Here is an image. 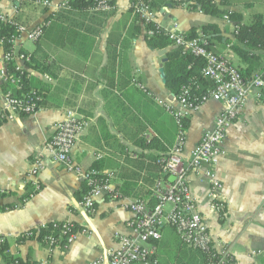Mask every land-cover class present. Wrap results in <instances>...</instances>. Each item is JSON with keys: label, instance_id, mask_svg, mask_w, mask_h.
I'll use <instances>...</instances> for the list:
<instances>
[{"label": "crops", "instance_id": "obj_1", "mask_svg": "<svg viewBox=\"0 0 264 264\" xmlns=\"http://www.w3.org/2000/svg\"><path fill=\"white\" fill-rule=\"evenodd\" d=\"M114 1L115 8L110 10L114 14L104 21L92 13L87 17L73 15L72 19L87 25V47L46 39L36 44L23 35L16 41L17 50L31 55L40 45L38 55L46 73L28 66L26 72L48 90L35 115L2 121L4 90L0 80V235L8 238L7 250L0 252V264H7L5 255L24 264H108L109 252L116 248L119 235H132V213L110 200H100L92 212L85 211L78 195L84 192L86 183L51 160L48 145L55 125L66 112H77L89 122L71 155L76 165L93 169L98 164L99 171L113 172L114 187L130 184V194L152 191L157 181H163L164 174L153 160L170 151L178 132L173 112L178 111L179 104L168 86L165 65L168 54L179 48L174 44L163 50L150 48L142 30L120 60L121 41L133 16L129 12L131 0ZM214 1L220 5L223 0ZM227 1L226 11L244 18L264 16V0ZM67 2L52 0L44 6L29 0H0V14L32 29L59 13ZM155 15L160 27L176 28L182 35L192 28L217 25L222 33L221 41L213 42L214 53L230 56L243 74L250 70L254 75L263 66L264 50L255 52L257 61L251 66L233 51L239 22L169 5ZM71 29L84 32L80 27ZM4 53L0 47V67ZM222 112V103L211 100L188 118L186 162ZM140 139L146 142L140 143ZM224 147L227 155L220 161L217 174L223 182L219 196L225 211L212 210L210 186L204 178L191 175V191L210 233L227 246L234 264H264V105L252 99L247 102L240 119L230 128ZM37 158L43 159L46 167L33 176L30 171ZM125 200H134V196ZM56 222L74 224L86 232H80L70 245L61 242L55 247L21 238L26 232ZM177 236L170 228L164 230V245L160 244L158 250L162 263H170ZM254 251L263 253L254 258Z\"/></svg>", "mask_w": 264, "mask_h": 264}, {"label": "built area", "instance_id": "obj_2", "mask_svg": "<svg viewBox=\"0 0 264 264\" xmlns=\"http://www.w3.org/2000/svg\"><path fill=\"white\" fill-rule=\"evenodd\" d=\"M49 3H44L48 6ZM109 4L101 3L99 10H111ZM15 9H17L15 7ZM140 17L145 21H156L155 13H151L146 6L140 11ZM10 19L6 15L0 14V23H7ZM225 20L230 22L226 16ZM45 23L40 24L29 30L19 27L20 35L25 40L36 43L43 36ZM159 29L170 36L173 44L184 53H189L197 58L204 60V67L201 74L214 84L213 90L208 96L201 100L189 99L187 90H184L180 97H177L179 109L173 112L178 132L169 157L162 159L159 163L162 172L169 178V182L160 181L157 185L156 196L158 202L151 208L144 200H120L115 193L113 172L106 173L104 179L100 173L94 169H84L76 165L71 158L79 137L87 129L89 122L79 116L77 112L68 111L61 121L55 125L54 135L48 145L51 154L50 158L56 164L63 165L69 172L79 176L88 187L87 195L80 206L87 212H92L96 203L100 200H110L115 204H122L130 213L134 220L131 222L132 235H119L116 248L109 252L108 264H156L153 256L156 252L155 242L162 238V229L165 226L172 227L179 235L181 241L189 247L199 249L203 252L215 250L218 252L219 244L215 242L210 233L209 226L197 208L196 200L191 191L189 178L191 175L204 178L209 182L210 192L208 194L211 208L216 212H222L225 205L220 199L222 183L217 174V167L220 161L227 155L224 147L230 128L238 122L244 106L249 100L257 104L264 105V63L259 72L251 77L243 74L239 65H236L230 56L218 55L212 52L209 38L201 34L194 39H187L184 35L177 32L176 28ZM152 34V33H150ZM14 41V47L16 41ZM3 41L0 47L3 48ZM30 62V57L15 51L5 52L0 67V80L5 85L4 110L1 114L2 121H11L17 117L35 115L39 109L35 92L22 97H16L14 90H21L24 76L27 75L26 64ZM14 63V73L8 70L9 64ZM220 102L223 105V112L216 119L214 126L205 132L200 142L192 149L190 158L186 162L184 151L187 143L186 128L183 120L190 118L197 112L203 104L208 101ZM159 104L163 105L161 101ZM46 163L43 159L37 158L32 166L31 175L36 176L44 170ZM174 178V181H170ZM48 225L31 230L21 235L22 239L40 235L42 229ZM54 231L58 235L44 237L47 245L55 247L61 242L67 245L72 244L78 234L74 224L56 222L52 224ZM64 240V241H63ZM7 242V237L0 235V245ZM262 251H254V258L260 256ZM219 262L209 264H231L226 260L230 259L226 252ZM12 264H18L13 262ZM41 264H50L48 262ZM99 264V262L95 263Z\"/></svg>", "mask_w": 264, "mask_h": 264}, {"label": "trees", "instance_id": "obj_3", "mask_svg": "<svg viewBox=\"0 0 264 264\" xmlns=\"http://www.w3.org/2000/svg\"><path fill=\"white\" fill-rule=\"evenodd\" d=\"M29 1L44 5V3H50L52 0ZM101 3L109 4L112 7L111 10L115 8L114 0H68L67 4L61 9L59 13L53 14V16L47 19L45 23L46 26L43 28V36L36 44H39L42 40L46 39L47 41L51 40V42L54 41L55 43L71 42L87 47V42H89L87 41V39H89L87 37V25L85 22H77L75 19H72V17L73 15L77 17H87V14L92 13L98 15L94 18L98 19V17H102L104 21L112 16L114 12H111L110 10H99ZM168 5L173 8H185L190 12H198L213 17L227 16L230 20L241 23V27H239L236 33L237 37L236 42L233 44V51L239 54L243 60L249 62L250 66L254 64V61H257L255 52L264 50V16L261 14H255L250 15L248 18H244L240 13L226 11L224 7L229 5L227 0H223L220 5H218L214 0H131V8L129 12L132 14L133 19L125 33L123 40L121 41L120 60L124 59L133 39L140 35L142 30H144L146 43L150 48L163 50L173 45V41L170 39V36L159 29L157 22L150 20L145 21L140 17V11L146 6L150 9L151 13L158 14ZM21 26L22 25L19 24L16 19H11L7 23H0V42L3 41L4 44L2 46L5 52L12 53L15 51L13 43L20 35L18 28ZM74 27H80L82 30H84V32H81L82 34H80L79 32L71 29ZM221 33L222 31L217 25H205L200 28H192L189 33L184 36L187 39L197 38L201 34L207 36L210 42L209 49L214 52L213 42L214 40L221 39ZM54 35L59 37L54 39L52 38ZM39 48L40 45L37 47L38 51ZM38 51L32 55L23 49H21L19 52L30 57V62L26 64V66L32 68L34 67L35 69L39 68L41 69V72L46 73V68H43L44 61L42 56L38 55ZM79 52L82 53L84 51L80 50ZM82 56L87 57L85 55ZM168 58L169 61L165 65L167 82L171 92L176 97H180L184 90L188 91L190 100H201L203 97L209 95V93L214 88V84L209 79L204 78L201 74L202 68L204 67L203 59L197 58L189 53H184L181 49L169 53ZM14 66V63L9 64L8 70L11 74L14 73ZM244 75L251 77L252 73L250 70H248V73L244 72ZM4 87L5 85H2L3 90ZM47 90L48 86L39 81L31 79L27 74L24 76L22 89L14 90L13 93L16 97H22L23 95H29L31 92H35L36 98L38 99L37 107L38 109H41L45 101V93H47ZM189 124V119L183 120V125L185 128L188 127ZM145 142L146 141L144 139H140V143ZM172 147L173 146H171L170 151L167 154L158 157L156 156L153 160L160 173L162 172V166L159 162L162 159L169 157ZM92 168L100 173L101 177H98L99 179L105 178L106 175L105 173L99 171L98 164H95ZM158 180H160V177H158ZM162 180L169 182V178L166 175L162 176ZM157 185L158 181L154 187V190L148 191L144 194H130L128 193V190L131 189L130 184L124 183L121 189L115 188V193L120 200H125L129 196H134V200H144L151 208H154L158 202V197L156 196ZM87 192L88 187L86 184L84 192L81 194V196L78 195V199L83 201L84 197L87 195ZM2 196L3 195L0 194V198ZM148 200L150 201L148 202ZM153 201H155L154 204ZM52 224L53 223L48 224L47 228L42 229L40 235L37 237L33 236L28 239H36L46 244L44 237L49 235H58V231L53 230ZM75 227L76 231H82V229L77 225H75ZM166 228H170L175 232V230L170 226H165L162 229L161 240L154 243L156 252L153 256V260L156 261V264H164L162 263L163 259L160 257L158 250L160 249V244L164 245L163 232ZM6 250L7 242L3 245H0L1 253H4ZM169 257V264H209L212 262H219L221 258H223V256L219 255L215 250L203 252L199 249L189 247L184 244L178 236L177 238H174V247L171 249ZM5 260L7 264H12L13 262L24 264L19 258H13L10 255H5ZM226 261L230 263L229 259Z\"/></svg>", "mask_w": 264, "mask_h": 264}, {"label": "rangeland", "instance_id": "obj_4", "mask_svg": "<svg viewBox=\"0 0 264 264\" xmlns=\"http://www.w3.org/2000/svg\"><path fill=\"white\" fill-rule=\"evenodd\" d=\"M264 9V8H263ZM257 10H260V7H256V11ZM2 15H4V14H2ZM11 20V19H10ZM21 27H24V26H21ZM29 29V28H28ZM29 30H33V28L32 29H29ZM21 36H18V38H20ZM3 85V84H2ZM5 91H6V88L4 87V93H5ZM40 110V109H39ZM86 119V118H85ZM87 120V119H86ZM220 181H221V183H222V188H223V182H222V180H221V178L219 179ZM220 197V196H219ZM198 208V207H197ZM199 211V210H198ZM225 211V210H224ZM223 211V212H224ZM201 214V213H200ZM177 234V233H176ZM178 235V234H177ZM179 236V235H178ZM214 238V237H213ZM8 239V238H7ZM215 240V239H214ZM215 242H217L218 244H219V249H218V254L219 255H222L223 254V252L225 251L226 252V255H228V257L230 256L231 257V255L228 253V250H227V246L221 241V240H216ZM229 257V258H230ZM229 261H230V263H232V264H234V259L231 257L230 259H229Z\"/></svg>", "mask_w": 264, "mask_h": 264}, {"label": "water", "instance_id": "obj_5", "mask_svg": "<svg viewBox=\"0 0 264 264\" xmlns=\"http://www.w3.org/2000/svg\"><path fill=\"white\" fill-rule=\"evenodd\" d=\"M170 181H174V178H171Z\"/></svg>", "mask_w": 264, "mask_h": 264}]
</instances>
